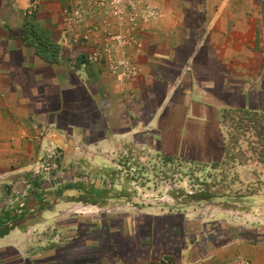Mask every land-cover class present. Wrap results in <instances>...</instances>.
Segmentation results:
<instances>
[{
	"label": "crops",
	"instance_id": "1",
	"mask_svg": "<svg viewBox=\"0 0 264 264\" xmlns=\"http://www.w3.org/2000/svg\"><path fill=\"white\" fill-rule=\"evenodd\" d=\"M91 1L0 0V264H264V199L236 222L98 216L89 178L130 143L225 161L231 117L264 116V0ZM55 148L84 178L51 183ZM258 163L237 169L263 191Z\"/></svg>",
	"mask_w": 264,
	"mask_h": 264
},
{
	"label": "rangeland",
	"instance_id": "2",
	"mask_svg": "<svg viewBox=\"0 0 264 264\" xmlns=\"http://www.w3.org/2000/svg\"><path fill=\"white\" fill-rule=\"evenodd\" d=\"M89 3L93 5L94 1L89 0ZM123 3L126 4L123 0L112 3L119 7L117 9L119 18L124 13V7H121ZM84 13L86 14V11ZM128 13L132 12L128 10ZM240 117L235 115L230 120L227 158L218 166L205 168L181 160L169 162L155 153L143 151L141 146L134 143L125 145L124 149L116 152L110 159V162L114 160L113 162L117 163L113 164L114 167L108 169L109 171H98L96 176H88L100 188L95 194L99 197L97 207L99 206L101 210L92 209L97 211L98 216H105L110 214V210L116 209L133 212L137 209L150 208L167 213L189 212L193 217L198 216L207 220L229 218L236 222L239 217L238 211L242 213L244 210L250 211V205L255 204L257 207L264 199V190H259L260 182L249 181L253 178L250 172L247 178L244 175L242 177L240 173L242 171L239 172L237 169L239 162L233 160L234 155L238 154L241 155L242 162L246 158V164H258L257 167H260L258 153L262 151L263 143L258 139L257 130L252 128V124L243 122ZM61 157L65 156L59 153L58 148L53 149L48 156L50 162L54 160L49 167L52 168L51 171H59L54 173L52 179L50 178L51 183L84 178L86 175L84 172L59 168L56 161ZM262 164L263 168L260 171L258 168L252 171L256 179L264 183V163ZM247 182L255 187L245 186ZM249 195L254 196L253 199H246ZM242 218L240 220L247 226L253 222L251 216L247 219L242 214Z\"/></svg>",
	"mask_w": 264,
	"mask_h": 264
},
{
	"label": "trees",
	"instance_id": "3",
	"mask_svg": "<svg viewBox=\"0 0 264 264\" xmlns=\"http://www.w3.org/2000/svg\"><path fill=\"white\" fill-rule=\"evenodd\" d=\"M48 43V41H46ZM240 119L244 122L247 121V123L252 124V128H255L254 130L256 131L258 139L263 143L262 145V151L258 153L260 158L258 159L259 162L264 163V116L259 115L257 113H248V112H241L239 114ZM232 118V117H231ZM248 127V126H247ZM228 147V146H227ZM228 149L227 148V154H228ZM241 155H234L233 160L239 162L240 165H244L247 163V159L244 158V162H242ZM166 161L171 162L173 159L168 158V157H163ZM227 158V156H226ZM205 167V166H203ZM206 168V167H205Z\"/></svg>",
	"mask_w": 264,
	"mask_h": 264
},
{
	"label": "built area",
	"instance_id": "4",
	"mask_svg": "<svg viewBox=\"0 0 264 264\" xmlns=\"http://www.w3.org/2000/svg\"><path fill=\"white\" fill-rule=\"evenodd\" d=\"M81 2H83V0H76V3L77 4H81ZM113 5V8L111 9V12H113V15L115 16V17H118V14H117V9L119 8L118 7V5L117 4H112ZM80 6H82L83 7V4H81ZM128 10H129V12H132V13H130V15H128V17L129 18H127L128 19V21H132L133 19H135V17H136V14H134L133 13V10H132V6H128ZM84 13V10L83 9H81V11H77L76 12V15L77 16H79V18L80 19H82L83 18V14ZM125 36V37H124ZM127 40H131V37L129 36V35H123V36H118L117 37V41H119V42H123V41H127Z\"/></svg>",
	"mask_w": 264,
	"mask_h": 264
}]
</instances>
